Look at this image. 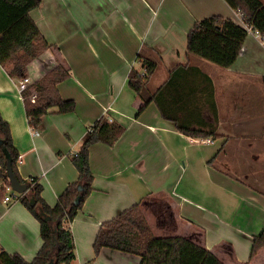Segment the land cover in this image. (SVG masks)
<instances>
[{"label": "crops", "instance_id": "0c3cea01", "mask_svg": "<svg viewBox=\"0 0 264 264\" xmlns=\"http://www.w3.org/2000/svg\"><path fill=\"white\" fill-rule=\"evenodd\" d=\"M41 2L31 17L58 56L52 49L47 50L30 64L34 73L29 72L30 65L27 67V76L37 82L58 65V58L62 59L72 76L60 83L58 89L63 99L76 102L77 109L68 114L51 113L41 129H32L19 89L21 79L10 76L11 65H0V113L10 124L20 153L21 177L28 185L38 181L43 186V199L54 207L69 185L78 180L72 157L90 127L102 116L125 127L114 146L97 144L90 149L94 191L72 223L73 228L71 225L76 249L84 240L93 243L102 223L149 198L153 191L164 189L171 194L178 210L192 213L186 205L198 208V204L191 205L190 197L201 196H209L220 208L212 212L213 226L205 230L197 227L194 233V227H186L185 236L201 233L203 244L225 264H264V248L251 258L254 238L264 229V195L259 202L255 201L261 204L258 213L263 215V222L250 232H245L243 224L235 228L238 206L250 197L255 198V193L240 179L229 177L226 170L215 168L214 162L208 164L231 139L238 141L240 136L254 135L264 128V115L255 113L260 102L264 109V46L249 34L237 62L228 69L191 56L187 50L188 34L198 21L218 15L240 25L238 13L225 0ZM139 55L158 64L149 81L152 91L159 89L180 66H197L212 78L220 138L193 139L178 132L173 122L161 116L154 102L137 116L141 102L129 87V74L140 66ZM201 144L214 147L202 148ZM192 165H204V176L193 175L185 184ZM174 166H180L177 173ZM224 166L229 167L228 163ZM158 177L166 179L163 183L167 186H153L152 181ZM203 180L211 188L209 194L201 187ZM7 187L0 180V191ZM228 205L231 210L222 208ZM82 221L86 225L84 233L78 231ZM88 226L91 232H86ZM216 231H228V245L225 238H215ZM0 245L28 262L35 259L43 245L39 222L19 200L4 203L0 198ZM93 256L80 257L79 261L140 263L138 256L111 249H103L97 258Z\"/></svg>", "mask_w": 264, "mask_h": 264}, {"label": "trees", "instance_id": "16d2710c", "mask_svg": "<svg viewBox=\"0 0 264 264\" xmlns=\"http://www.w3.org/2000/svg\"><path fill=\"white\" fill-rule=\"evenodd\" d=\"M225 1L233 10L241 11L249 27L264 35V0ZM41 3V0H0V65H11L10 76L14 79L26 77L27 67L47 50L52 49L58 56L31 17V12ZM248 35L247 30L233 20L211 16L198 21L189 32L187 50L191 56L228 69L237 62ZM137 60L140 66L134 67L129 74V87L141 102L137 116L154 102L161 116L173 122L178 132L193 139L220 138L215 86L211 77L197 66H180L159 89L152 91L149 81L158 64L142 55ZM71 76V69L58 58V65L35 82L38 92L35 102L23 93L25 112L32 129H41L45 117L51 113L76 111V102L63 99L58 89V85ZM124 132L123 125L107 116H102L90 127L82 138L79 151L72 157L78 180L69 185L54 207L43 199V186L38 181L29 185L19 201L39 222L43 245L31 262L19 254L8 253L0 245V264H71L75 260L71 225L94 191L90 149L97 144L114 146ZM19 162L20 153L11 126L0 113V180L7 186H10L8 163L17 180L26 183L19 173ZM5 195L6 189L0 191V198ZM147 199L102 223L93 245L96 256L103 249H111L138 256L139 264H225L203 244L201 233L155 237L144 214L145 206L151 204ZM158 205L155 209L158 217L170 213L167 204ZM262 248L264 229L254 238L251 258Z\"/></svg>", "mask_w": 264, "mask_h": 264}, {"label": "rangeland", "instance_id": "374dc122", "mask_svg": "<svg viewBox=\"0 0 264 264\" xmlns=\"http://www.w3.org/2000/svg\"><path fill=\"white\" fill-rule=\"evenodd\" d=\"M213 66L216 67L217 65L213 64ZM29 72L34 73L33 65L29 66ZM255 113L256 115L259 114L260 117L264 115V109L261 108V102H260V108L256 109ZM262 123L264 124V120L262 121ZM200 147L210 148V147H214V145L208 147L201 144ZM224 163L226 164L228 163L229 167L224 166ZM174 167L177 173L180 169V166L178 167L174 166ZM183 167L184 164H182V168ZM214 167L219 170L222 169L226 170L229 177L236 178L237 180L240 179V183L245 184L248 187L247 189H250L251 192L255 193V195H253L255 196V198L250 197V199L247 202L242 203L238 206L239 213L237 214L236 224L234 225V227L238 228L240 224H243L245 232L247 231L250 232L249 230L257 228L255 226L259 225V222L261 221L263 222L262 220L263 215L261 213H258V211L261 210V204L256 202H259L258 199H260L261 196L264 195L263 194L264 193V128L262 127V129H260V131L256 132L254 135L240 136L238 138V141L237 139L235 140L231 139L230 143L227 144V146H225L223 149H220L219 156L214 160ZM203 169H204V165L202 166L192 165L190 172L187 174L185 178V184L188 183L189 177L193 175L202 173L201 176H204ZM168 172L171 171L169 170ZM164 180L166 179H163L161 177L155 178L152 181L153 186H156L160 183L167 186L165 183H163ZM201 187L203 191H206L207 194H209V189L211 188L209 187L207 181L203 180ZM233 190L237 191L238 189L233 188ZM6 195L10 196L11 193L7 194L6 192ZM172 198L173 197L171 196V194H168L166 190L160 189V191L159 190L153 191L150 197L147 199L151 204L149 206H145L144 214L155 237H167V236H179V235L185 236L188 230L186 227L189 226L194 227L193 229L194 231L193 230L191 231V233H194L196 231L195 228L197 227H200L201 229L205 230L206 227L213 226L212 224L213 219H211V216L213 215L212 212H214V210H220V208L215 206V203L211 201V198L209 196H201V199L200 198L194 199L190 197L191 205L198 204L197 205L198 208L186 205V209L193 210L192 213H189L188 211H185L183 209L181 210L176 209V207H174L176 203L173 204ZM177 202L180 203V200L177 199ZM158 203H163V204L166 203L168 206H172L171 210L169 207H168L169 209L166 207L170 211V213H167L165 210V212L167 213L166 216L162 218L161 216L158 217V213L156 214V210H155L159 206ZM222 208L226 211H229L231 210V205ZM232 209H235V206H233ZM189 220H191L194 224ZM242 220L244 221L241 222ZM83 221L82 223L78 224V229H79L78 231L84 233V231L86 230V225ZM162 222L163 223L169 222V223L166 226L165 225L161 226ZM95 228L96 227H93V229ZM230 228L231 227L229 226V231H231ZM86 232H91L89 226L87 227ZM238 235L241 236L240 233H238ZM215 238L216 239L225 238V240H227L226 238L230 239L231 236L228 233V231L226 232L216 231ZM224 243H227L226 245H228L229 241L227 240V242ZM93 245L94 242L90 244L89 241L87 240L82 241L80 247L77 245V249L75 251V253L77 254V258L74 260L75 262L73 261L71 264H81V262L79 261L80 257L86 258L90 256V254H94L95 258H97L100 254L98 256L95 255Z\"/></svg>", "mask_w": 264, "mask_h": 264}, {"label": "built area", "instance_id": "2783aa9c", "mask_svg": "<svg viewBox=\"0 0 264 264\" xmlns=\"http://www.w3.org/2000/svg\"><path fill=\"white\" fill-rule=\"evenodd\" d=\"M239 15V24L245 29L247 30L248 34H252L254 35L258 40L259 42L261 43V45L264 46V35L261 34L260 32L254 30L253 28L249 27L245 21H244V15L241 13V11H236ZM35 84V81L33 80L32 77L30 76H26L24 78H22L20 81H19V89L21 91V93H27V99H29L30 101L32 102H35V100L37 99L38 97V92H37V88L34 86ZM76 154V153H75ZM74 154V155H75ZM21 158V157H20ZM6 192L7 194L8 193H11V195H6L4 198H3V202L4 203H8V202H11V201H15V200H19L20 197L23 195V194H19L18 192L14 191L11 186H8L6 188Z\"/></svg>", "mask_w": 264, "mask_h": 264}, {"label": "water", "instance_id": "95a60500", "mask_svg": "<svg viewBox=\"0 0 264 264\" xmlns=\"http://www.w3.org/2000/svg\"><path fill=\"white\" fill-rule=\"evenodd\" d=\"M7 176L10 182L11 188L19 194H25L28 191L29 185L27 183L21 184L15 177L10 163L7 165Z\"/></svg>", "mask_w": 264, "mask_h": 264}]
</instances>
